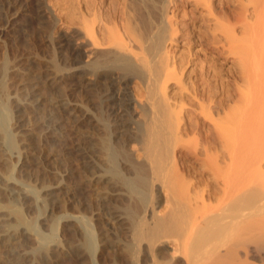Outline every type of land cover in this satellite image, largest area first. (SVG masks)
<instances>
[{
    "label": "bare ground",
    "instance_id": "bare-ground-1",
    "mask_svg": "<svg viewBox=\"0 0 264 264\" xmlns=\"http://www.w3.org/2000/svg\"><path fill=\"white\" fill-rule=\"evenodd\" d=\"M115 1H112V5L115 4ZM152 1L149 2L148 0V3L151 4ZM215 1L216 0H164L163 3H166V6H164L166 11L163 10L160 12H164L163 18H161L162 15L159 14V16H161L160 20L156 19L159 23L164 24L163 28L162 24L161 26L156 23L158 26L160 25L158 28H163L164 30L162 31L161 29L158 35L155 34L157 33L155 29L153 31V28L156 26L153 25L155 24V20H146L149 18L153 19V17L158 15L152 14L155 13L153 10L154 8H152L153 12L151 13L150 4L147 3V0H122V2L127 3H125V5L121 3L124 7L121 6L122 8L120 7V9H118L119 5L117 7L118 2H116V5H113L114 8H108L109 3L107 6L108 9H105L106 11L104 13L100 12L101 8L99 11H95L98 5L95 9L93 5L94 2L92 3L91 0L90 2L87 1L89 3L88 6L90 5L86 7V9H89V11H86L89 13L87 14L89 16L84 14L87 18L84 17L85 19L82 20L81 29L82 31L84 30L83 33L85 34L83 35H86L83 37H87L88 39L89 54H87V57L90 58V61L87 62L89 65L85 61V65L87 64L86 66H89L88 70L86 69L87 67L81 66L87 71L83 74V69L81 73L79 71L80 63H78V61H80L81 55L74 41L73 44L70 45V47L72 46L71 52L69 50L70 56L67 55L72 59V61H70L73 64L72 67L77 69H74L73 76L79 78V85L88 86L89 89H92L93 85L98 81L103 85L101 87L102 90L99 88L102 91H100L103 97L102 100L105 101L106 103L104 104L108 106L106 109L110 108L108 110H110V116L113 118L111 119V123L113 122V134L119 138L114 139L116 144L115 147L118 146L116 149L118 152L114 151L115 147H113L114 150L112 149V153L110 152V156L112 154L113 158L112 156L109 158L113 160L115 158V155H113L115 152L118 154L124 151L126 152V146L130 147L128 143L133 140L140 144L139 146L137 144L139 148L137 149L138 153L137 150L136 153L141 163H137V168L141 166L143 169L140 167V170H147L148 168L147 171H149V169H151L150 172L153 177L158 171L161 175H166L167 203L169 202L171 205L168 203V207L166 206V225L164 224L162 226L161 221L158 223H161L160 225L162 228L166 226V237H158L152 244L148 243V245L146 243L145 246L146 257L153 260L154 264H253L251 261L256 260L258 257L264 259V0H221V5L219 6L214 4ZM102 3L104 4L105 2ZM190 4L193 5L194 9H206L207 15L199 18L192 13L184 11L182 17H185L186 21L178 22L179 20H176V11L183 10ZM92 6H94V8ZM145 11L147 14L145 13L146 15L144 14V17L143 13ZM150 13L154 16L149 17L152 16ZM40 21L42 20L40 19ZM199 21H203L204 24L199 25ZM97 22H99L98 27L96 25ZM202 27L205 28V32L202 30ZM153 35L157 36H155V41H153ZM182 36L183 40L186 39V43L189 45L188 48L190 49L188 54L186 53L187 55L182 57V55H184L182 54L181 57L177 59L174 57L176 56L175 54L174 56L171 55L172 52L170 53L167 48L168 43L166 44L165 42L168 40L174 42L177 40L179 41ZM182 39L181 41H183ZM196 43L205 45V47L203 46L204 49L210 52L213 58H225L227 61L228 65L225 69V77L220 71H217V69H212V71H210L213 73L212 75L210 74L211 77L207 72L204 73V75L206 74V78L203 75L205 81L208 82V80H212L214 82L212 90V86L210 89L201 86L204 89L200 90L195 80L193 81L194 83L192 82V86L188 87L186 85L187 83L184 84L186 81H183V77L189 76L191 72L195 71V69H190V71H188V69L190 64L195 61L194 57L196 56V52H191V47ZM162 48H164V50ZM159 49H162V52ZM202 50L199 51L202 52ZM134 65H137L136 67L139 66V69L141 67L143 70V74L139 72L141 69L138 72L141 75L140 81H142L144 88L141 92H137V95L133 93L131 89L133 87L130 84L132 79L134 80L132 74L133 70L136 68ZM93 66H97L94 71H96L95 73L98 72V78L95 79V82L94 79H90V75L94 76L95 74L94 71L92 72L94 69ZM133 66L135 68H133ZM130 68H133L131 69L132 72L129 71ZM202 69L204 70L205 68ZM136 70L138 69H135V72H133L134 74L137 72ZM96 75L94 76L95 78ZM42 77H46L45 80L52 81L49 84H53L58 83L59 75L57 72L56 74L50 72ZM32 79L33 78H31V80ZM171 80L176 82L171 83L179 86V92L173 93V95L169 94V90L171 89L169 87V82ZM199 82L198 80L197 83ZM35 85L36 84H34L33 87L30 86L31 89L29 88L30 90L28 92L26 91V87L28 86L23 87L26 89L24 93H27V95L29 93L31 99L29 98L30 100H27L28 98L26 95H24V97L26 96L27 102L30 101L29 103H31L32 101L34 104H38L42 102L43 94L37 91L38 86ZM2 87L1 84L0 90H2ZM154 88H157L160 100L154 98ZM185 92H189L198 102V105L194 106V112L196 114V116L194 115V122L192 123V120L189 124L185 122L186 113L183 112V110H185L183 107L188 105L185 104V100V102L180 101V97H184ZM7 93H9L8 89ZM10 94L8 96H11ZM14 95L15 94L12 96ZM207 96H209L208 102H206ZM1 97H3V95ZM1 97L0 100L4 98L1 99ZM153 98L159 102L156 103ZM14 100L19 102L20 99H18V101L17 98ZM13 101L11 100L10 103ZM2 102L4 101L2 100ZM68 103V101L63 100V97L57 98L52 108L55 107V104L57 107L60 106L59 109H61V107L65 108L66 105L69 106ZM17 105V108H19V104ZM32 106L34 107V105ZM10 107L8 108L10 109ZM189 107L191 106L189 105ZM4 108L7 114L6 116V112L3 114L4 119L2 115H0L2 117L0 118V138L7 137L4 123L6 124V122H8L5 117L9 116V110H7V106H4ZM133 110L135 112L134 117H136L134 120L139 118L137 124L141 122V117L145 119V123L143 124L144 133L142 131L138 132L140 131L139 125L137 126V124L133 122L134 120L132 123L128 120V117H126L129 114L128 111L132 112ZM59 111L61 112V110ZM19 112H21V109ZM55 112H57V110ZM134 112L130 114L133 115ZM16 113L18 112L16 111ZM21 113L23 114V112ZM49 118H51V116ZM57 118L54 117L53 119L57 121ZM129 118L131 119V117ZM48 124L52 127L51 123ZM133 124L137 129L139 128L138 131L133 129ZM202 124L208 129L205 134L201 136H196V134H194L196 137L193 138V140L187 139L188 141H186L185 139L187 137L184 139L186 133L192 135V131L200 129L199 127ZM7 125L8 124H6V126ZM49 125L47 127H49ZM20 126L23 127L24 124L19 125V129ZM6 128L8 129V127ZM132 129L140 135L143 133L142 136H139L137 133L132 137V132H134ZM17 131L19 132L18 129ZM201 131H199L200 134L202 133ZM26 132L23 133L25 134ZM8 136L14 141L9 134ZM201 139L204 141L202 142ZM2 140L3 139H0V142ZM13 141L10 142L12 143L11 146L15 144ZM29 141L30 140H28V142ZM28 142H25L23 149L26 151L30 150L29 153L32 155L27 153V158L25 159H29L28 156L33 157L30 158V161L33 159L40 168H48L49 171L53 172L54 165L51 163L55 161V159H52V152L45 149L39 151L38 149L39 153L37 152L36 154L32 147L36 145V143L34 142V144H32V141L31 146ZM88 142L84 143L86 145L78 142L77 153L83 156L81 162L85 160L84 162L88 167H93V169L88 168L90 171L93 170V172L87 175L85 183L95 186L107 184V191L101 192L102 195L99 196L100 205L102 203L104 205L105 202L103 201L110 198L103 194H117V182L115 183L113 179L110 178L111 176L109 177L106 174L107 172L104 173L102 171L104 174H101L102 172L98 171L99 168L96 170V166L100 165H97L98 162L96 160L98 157L99 160L101 157L103 158L104 152L100 154V147L98 151V149H95L96 146L95 148L92 146V142V145H87ZM134 143L135 142H133V144ZM201 143H204V145ZM198 145L204 146V149L202 148L203 151H201ZM185 146L187 148H185V151L180 150L181 147L184 148ZM130 149L128 148L127 152ZM3 150L6 151L5 148ZM120 150L121 152H119ZM125 152L123 154H125ZM4 153L3 155H6L7 151L5 154ZM60 153H63L62 150ZM66 154L68 153L66 152ZM3 155L0 149L1 159L5 162H9L6 161L9 157H4ZM120 155L121 154H119V156ZM119 156H116L117 158L115 159L117 160ZM103 159L105 160V158ZM119 159L122 162L121 156ZM12 163L8 164L11 166ZM139 163L141 165H139ZM123 164L126 163L124 162ZM133 164H136V162H133ZM27 165L26 163V166ZM32 166H29V169L32 168ZM132 166L135 167V165ZM14 167H16L15 164ZM37 167L35 166L34 168L39 171L40 169ZM34 168H32L33 172L36 171L33 170ZM10 169L8 171H10ZM19 169L21 171V169H24V166L18 167V170ZM139 169L138 171H140ZM196 171L200 172L197 173ZM30 172L31 171H27V173ZM34 174L36 176L38 175L37 173ZM39 175L42 176V174ZM29 177L31 178V176ZM42 178L43 176L41 179ZM59 181L53 185H51L52 183L48 186L46 184L44 188L46 196L52 198L53 204H55V202L60 201L59 198H63L62 195L57 196V194L60 192L63 194L64 192L66 194L65 197H68L66 199L72 201L73 196H71V192H69V190H64ZM198 181L201 184L204 182L206 188L203 187L204 189L200 190L202 188L196 186ZM10 182H7V184L5 182H0V192H3L4 195L7 194L11 200L17 199L16 197H18L25 205L29 206L26 203L30 201L28 199L30 195H27L30 192L26 194L24 188L17 187L13 185L14 183ZM200 183L198 185H200ZM100 188L101 187H94V189L102 190ZM36 198L39 199L37 196ZM66 199L64 198L62 202ZM43 200L45 201V198H43ZM53 204L51 206H53ZM25 205L22 206L25 208ZM22 206L10 208L18 213L15 218H17V221H20V223L25 221V217L21 211ZM107 206L108 205H106V208ZM99 209L102 210L98 218L104 219L107 223L106 225L114 223L116 225V222L120 223L123 220L122 218H124L121 216L123 213L120 214L119 211H115L116 209L114 212H108L107 210L103 211V207ZM30 224L32 225L33 222H30ZM10 225L12 226L13 224ZM161 226L158 225L159 231H162V228H160ZM14 227L13 225V228ZM15 228L16 230L12 229L10 231L5 229L3 230L5 231L4 233L0 231V247H4V250H8V248L11 250L12 247H15V244H20L19 247H24L23 245L26 244L28 239L25 237L28 236L29 231L31 232V228L28 227V229L30 228L29 230L27 228ZM163 231L165 230L163 229ZM6 237H9V239L6 240ZM106 237L108 238L109 236L106 235ZM5 244H9V247H5ZM55 249L57 248L55 247ZM77 250V252H79V249ZM48 262L49 259L46 260V263Z\"/></svg>",
    "mask_w": 264,
    "mask_h": 264
},
{
    "label": "rangeland",
    "instance_id": "rangeland-1",
    "mask_svg": "<svg viewBox=\"0 0 264 264\" xmlns=\"http://www.w3.org/2000/svg\"><path fill=\"white\" fill-rule=\"evenodd\" d=\"M87 1L90 2V0H0V85L2 84L3 86L1 88L3 91L0 90V95H3L4 97L3 98L0 96L1 99L3 98L2 100L4 101L2 102V100H0V108L1 110L4 109L3 111L0 110V115H2L3 117V114L5 112V116L7 114V111L5 110L4 106H7V110H9V116L7 115L9 118L5 117V119L7 118L8 120V122H6L7 120L5 121L8 125L6 126V124L4 123L5 131H7V137L5 136L4 138H0L3 139V142H0V149L2 155L4 152L6 153L7 151L9 156L7 155V153L3 156L9 157L6 160L9 162L3 161V159H1L0 157V182H5L7 184V182L12 181L10 183H14L13 185L21 187L22 189L24 188L26 194L27 192L31 193L27 194L28 196L30 195L28 198L30 201L29 203H26L30 206L29 207L25 205V203H23L20 198L18 199V197H16L17 199L11 200L7 196V194L4 195L3 192H0V231L4 233L5 231L3 230L5 229L9 231L12 229L16 230L15 227H17L18 229H28V227L31 228V232L29 231L28 236L25 237L28 240L26 241V244L23 245L24 247H19L20 244H15V247H12L11 250H9L10 248H8V250H4V247H0V264H154L153 260L146 257V243L152 244V242L155 241V239H157L158 237H166V226L162 228L164 224L166 225L165 213L166 206L168 207L169 203H167L166 196V175H161L158 171L157 174H155L153 177L150 172L151 169L147 171L148 168L147 170H140L142 168L141 166H139V168L141 167L140 169L137 168V163L140 162V158H137V149L139 148L138 146L140 144L139 142L137 143L133 140L131 141L132 143H128V146L130 147L126 146V152L124 151L125 154H123L124 152L122 153L121 150L119 151L121 152L119 153L121 154L120 156L122 158L121 162V160L119 159V154L116 153L118 152L116 150L118 146L115 147L116 144L114 139L117 137L113 134V122L111 123V119L113 118L110 116V110H108L110 108L106 109L108 106L104 104L106 102L102 100L103 97L101 95V87L103 85L100 84L101 82L98 81L96 84L93 85L92 89H89L88 86L79 85V78L73 76L74 69H77L72 67L73 64L72 62H70L72 61V59L67 56H70V52L72 50V46L70 47V45L73 44V41L74 44L78 46V52L81 55L80 61H78V63H80V73L82 69V74L85 73L89 67L86 66L87 64L89 65L87 61H90V58L87 57V54H89L88 39L87 37H83L86 35H83L85 34L83 33L84 30L82 31L81 29L83 23L82 20L87 18L85 15L89 14L88 12H86L89 11V9H86V7L90 6H88L89 3ZM108 1L109 0H91L92 3L94 2L93 5L95 6V9L98 5L95 11H99V9L101 8L100 12L103 13L109 7L114 8L113 5H116V2H118L117 7L119 5L118 9H120L121 6L124 7L123 4H121L124 3L122 2V0H110V4L108 3L109 6L107 4ZM112 1H115V4L112 5ZM150 1L152 0H149V2ZM163 1L153 0L150 4L147 0V3L150 4L149 6L151 8V13L154 10L155 13L152 14L158 15L153 17L154 15L150 13V15L152 16L149 17H153V19H145L148 21L155 20V24L153 25L156 26L153 28V31L155 29L157 33H154L157 35L158 32H161V29L162 31L164 30V24L159 23L156 20H160L161 16H159V14L162 15L161 18H163L164 12L160 13L165 10L164 6H166V3H163ZM102 2L105 3L103 4ZM220 2L221 0H216L214 4L219 6L221 5ZM94 6L92 7L94 8ZM152 8L154 9L152 10ZM184 11L192 13L199 18L207 15L206 9H194L193 5L190 4L187 5L186 8H184L183 10L176 11L175 14L178 17H176V20L178 19V22L186 21V18L182 17ZM145 13L146 11L143 13L144 17L147 14ZM40 19L42 21H40ZM156 23L160 25L162 24L163 28H158L160 27V25L158 26ZM98 24L99 22H97L96 24L97 27ZM198 24L200 25L204 23L203 21H199ZM202 30L205 32L204 27H202ZM155 36L153 35V41L156 40L157 36ZM182 38L183 36L181 37V39ZM181 39H179V41L177 40L178 42L169 40L165 42L166 44L168 43L167 48L170 53L172 52L171 55L174 56L175 54L176 56L174 57H176L177 59H179L182 54H184L182 55V57L187 55L190 49L188 48L189 45H187L186 39H182L183 41H181ZM201 45L200 43L192 45L191 52L195 51L196 56H193L195 58V61L190 64L188 71H190V69H195V71L191 72L189 76L187 75L183 77V81H186L184 82V84L187 83L186 85L189 87L192 86V84L194 83L193 81L195 80V83L197 86L199 85L198 87L200 88V90L204 88L210 89L211 86L212 90L214 87V82L212 80H208V82L205 81L203 79L204 73L207 72L208 75L211 77L213 73L210 71H212V69H217V71H220L221 74H223L225 77V69L227 68L228 64L225 58H213L211 53L204 49L205 45ZM162 49L164 50V48ZM162 49L159 50L162 52ZM199 50H202V52ZM85 61L87 63L86 65ZM81 66H85V68L87 67V70H84L85 68ZM94 66L92 72L96 70L95 68H97V66ZM134 66L133 68H135L137 65L135 67ZM133 68H130L129 71L132 72L131 69ZM136 68L138 70H136L137 72L134 74L133 72H135ZM136 68L132 72L134 80L132 79L130 84L133 87L131 88L133 93L137 95V92H141L144 87L142 81H140V74H143V70L141 69V67L140 70L139 66ZM202 68L205 69L203 70ZM138 71L142 73L139 74ZM50 72H53V74H56L57 72V74L59 75L58 83H53L54 85L52 83L49 84L52 81H47V79L45 80L46 77H42L46 75V73ZM95 72L96 71H94V73ZM95 75L96 78L94 77ZM94 76L90 75V79H94L95 82V79L98 78V72L95 73ZM204 76L206 78V74ZM30 77L33 79L31 80ZM198 80L200 81L199 83H197ZM171 82H176L174 80H171L169 82V87L171 88H169V94L173 95V93L179 92V86ZM28 84H31V87L36 84L38 86L37 91L40 93L42 92V102L38 103L39 105L34 104L32 101V104L29 103L30 101L27 102V100H30L31 98L29 93L28 95L27 93H24L26 89H24L23 87L28 86L26 87V91L28 92L31 89ZM201 86L204 88H202ZM7 89L9 93H7ZM9 94L11 96H8ZM13 94L15 95L12 96ZM154 94V98L160 100L157 88H154ZM184 94L186 96L184 95V97H180V101L185 100V104L188 105L183 107L185 109L183 110V112L186 113H184L186 117L185 122H188L189 124L192 120V123L194 122L196 116L194 112V106H197L198 102L192 97L191 94H189V92H185ZM24 95H26L28 99L25 98L26 96L24 97ZM61 97H63L64 101H68L69 106H71L69 107L68 105H66L65 108L61 107V109H59L60 106L57 107L55 104V107L52 108V106H54V101L57 98ZM12 98H17V101L18 99H20L19 102H21H16V100ZM206 99V102H208L209 96H207ZM11 100H14L15 103L14 101L10 103ZM157 100H155L156 103L159 102ZM17 104H19V108H17ZM30 104L31 106L34 105V107H31ZM35 105L37 106V108L39 106L40 110L39 108L37 110ZM189 105L191 107H189ZM8 107H10V109ZM18 109L19 111L21 109V112H23V114L19 112ZM56 110L59 113L55 112ZM59 110H61V112ZM16 111L18 113H16ZM53 112H55L58 116ZM132 112H134V110ZM132 112L128 111L129 114L128 116H126L131 122L136 118L134 117L135 112L133 113V115L130 114ZM52 113L56 116H53ZM50 116L52 119L54 117H58L57 121L54 119L53 121L51 118H49ZM2 117L0 116V118ZM129 117H131V119ZM50 119L52 122L50 121ZM138 119L134 120L133 122L137 124ZM141 119V122L139 121L140 123L137 124V126L139 125L138 127L140 128V131H138L139 128L137 129L134 124L133 129L135 131H142L144 133L143 124L145 123V119ZM48 123H51L52 127H50ZM23 124L24 126H20L19 129L18 126ZM48 125L50 128L47 127ZM204 126L205 125L202 124L199 127L200 129H195V132H191L194 137L186 133L184 135V139L187 137L185 139L186 141L193 140V138H195L197 135L201 136L202 134H205L207 132L206 130L208 129H206V127ZM6 127H8V129ZM17 129L19 130V132L17 131ZM133 129L132 131H134ZM135 131L132 132V137L133 135L138 133ZM199 131H201L202 133L200 134ZM23 132H26L29 135L26 133L24 134ZM8 134L14 139V141L10 139ZM142 134L140 135L138 133L139 136H142ZM194 134H196V136ZM89 136L91 139L89 138ZM21 139L23 142L21 141ZM24 139L25 142H28V140H30L28 142L30 144L32 143V141V144H34V142L36 143V145L33 146L31 144L36 154L38 152V149L39 151H43V149H45L47 151L52 152V159H55V161L51 163L54 165L53 172L49 171L48 168H40V166H38L33 161V159L32 161H30V158L33 157L28 156V161L25 159L27 158V153L29 155L32 154L29 153L30 150L26 151L23 149L25 144ZM11 141L15 142L13 146H11ZM201 141L203 142L204 140L201 139ZM78 142L81 144L83 143V145H86L84 143L88 142L87 145L89 146L92 142L93 145H91L94 148L96 146V150H102L99 151L100 154L104 152L103 158H105V160L101 156L100 160L99 157L98 159L95 157L97 159L95 160L98 162L97 165L100 164L99 166H101L103 164L101 167L96 166V170H98L99 168L98 171H103L104 173L107 172L106 174L109 177L111 176L110 178H112L115 183L117 182L116 186L118 190H120L118 191L116 189L118 195L103 194L104 196L111 199H108L109 201H103L105 202L104 205L103 203L100 205L99 196L102 195L101 192L107 191V184H99L95 186L92 184L85 183V178L87 177V175L90 172H93V170L90 171L89 169H93V167H88V165L84 162L85 160L81 162L83 160V156H80L81 154L77 153ZM133 142L135 143L133 144ZM201 144L204 145V143ZM203 145H198L200 146L199 148H201V151H203L204 149ZM113 147H115V150ZM4 148L6 149V151L3 150ZM128 148L131 149L127 152ZM185 148L186 146L184 148L181 147L180 150L185 151L187 149ZM112 149L116 151L113 154L115 155V158H117L116 156H119L117 160L115 158L111 160L113 158L112 154V158H109L111 157L110 152L112 151ZM61 150L63 153H60ZM66 152L68 154H66ZM22 158L25 160H23ZM65 158L68 159L66 160ZM135 159L139 160L136 161ZM123 160L126 164H123ZM133 162H136V164H133ZM8 163H12L11 166ZM26 163L30 167L34 165L32 166V168L38 166L37 168L40 170L37 171L34 168L33 170L36 171L33 172L32 168L29 169V166L27 165L29 169L28 170ZM140 163L139 165H141ZM14 164L16 167H14ZM132 165H135V167ZM22 166H24L26 172L24 169H21V171L20 169L18 170V167L20 168ZM7 167L9 169H12L8 171L9 169ZM138 169L140 171H138ZM27 171H31L32 174L31 172L27 173ZM103 172L101 174H104ZM196 172L199 173L200 171ZM34 173H37L38 175L36 176ZM33 174L36 176V178ZM39 174H42V179V176ZM29 176H31V178ZM57 181L62 184V188L64 190H69V192H71L70 194L71 196H73L72 201L66 199L68 197H65L66 194L64 192V195L62 194V192L57 194V196L62 195L63 198H59L60 201L55 202V204H53L54 202L52 201V198L46 196V193L44 191L46 184L47 186L51 183V185H53ZM199 183L200 182L198 181L196 183V186L202 188L200 190L206 188L204 182L198 185ZM94 187H101L100 189L102 190L94 189ZM25 188H28L27 190L29 191H27ZM36 196L39 197V199L36 198ZM32 197L34 198V200ZM43 198H45V201L43 200ZM64 198L66 200L62 202ZM31 202L33 203L30 204ZM52 204L53 206H51ZM22 205H25L26 207L24 208V206ZM106 205H108L107 208ZM15 206H22L21 211L25 217V221L23 223H20V221L18 222L17 218H15V216L17 217L18 213L10 209ZM102 207L104 209L103 211L107 210L108 212H114V210L116 209L115 211H119L120 214L123 213L121 216L124 217L122 219L126 222L122 220V222L120 223L116 222V225L115 223L106 225L107 223L104 219L98 218L99 213L102 210L99 208ZM152 211L155 214H153ZM160 221L162 223H160L162 226L158 224ZM30 222H33V224L31 225ZM28 223L30 224V226ZM117 223H119L121 226ZM10 224H13L15 227L13 228V225L11 226ZM157 224L161 226L160 228H162V231H159ZM163 229L165 231H163ZM106 235L109 236V239L106 237ZM8 239L9 237H6V240ZM5 247H9V244H5ZM55 247L57 249H55ZM77 249H79V252H77ZM47 259H49L48 263H46ZM252 262L253 264H264V259L258 257L256 258V260L251 261V263Z\"/></svg>",
    "mask_w": 264,
    "mask_h": 264
}]
</instances>
